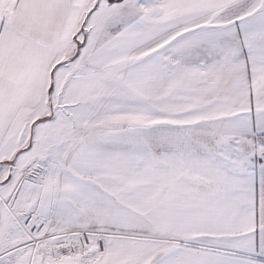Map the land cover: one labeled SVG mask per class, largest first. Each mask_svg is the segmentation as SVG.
Masks as SVG:
<instances>
[{"label":"snow or ice","instance_id":"obj_1","mask_svg":"<svg viewBox=\"0 0 264 264\" xmlns=\"http://www.w3.org/2000/svg\"><path fill=\"white\" fill-rule=\"evenodd\" d=\"M0 264H264V0H0Z\"/></svg>","mask_w":264,"mask_h":264}]
</instances>
